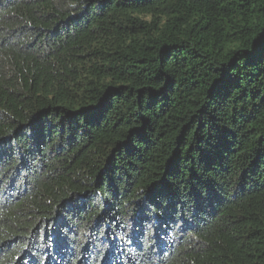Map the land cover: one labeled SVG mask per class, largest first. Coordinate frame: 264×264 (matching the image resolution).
<instances>
[{
	"label": "trees",
	"instance_id": "1",
	"mask_svg": "<svg viewBox=\"0 0 264 264\" xmlns=\"http://www.w3.org/2000/svg\"><path fill=\"white\" fill-rule=\"evenodd\" d=\"M0 264H264V0H0Z\"/></svg>",
	"mask_w": 264,
	"mask_h": 264
}]
</instances>
